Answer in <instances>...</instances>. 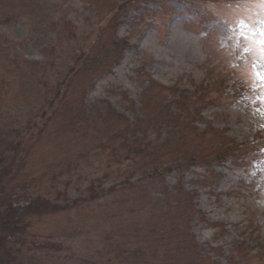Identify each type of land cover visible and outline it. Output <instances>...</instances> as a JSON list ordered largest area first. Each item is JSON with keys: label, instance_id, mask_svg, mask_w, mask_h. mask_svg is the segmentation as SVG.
<instances>
[{"label": "rangeland", "instance_id": "1", "mask_svg": "<svg viewBox=\"0 0 264 264\" xmlns=\"http://www.w3.org/2000/svg\"><path fill=\"white\" fill-rule=\"evenodd\" d=\"M115 1L0 0V147L32 142L18 175L32 196L108 191L31 230L111 258L122 249L125 264H264V148L222 151L226 138L264 139V0H137L113 21ZM52 89L60 111L33 142ZM133 140L162 170L144 176ZM183 152L202 164L180 168Z\"/></svg>", "mask_w": 264, "mask_h": 264}, {"label": "trees", "instance_id": "2", "mask_svg": "<svg viewBox=\"0 0 264 264\" xmlns=\"http://www.w3.org/2000/svg\"><path fill=\"white\" fill-rule=\"evenodd\" d=\"M134 1L137 0H119L115 1V3H111L113 4L111 19L116 21L118 15L120 17L126 15V13L132 9L131 7L134 6ZM176 1L183 4L188 3V5L192 7L199 6L200 1L202 3V0ZM114 4H116L115 7ZM3 15L7 16L6 13H2V10H0V16L2 17ZM1 17L0 21H4L5 17ZM6 19L8 20V18ZM105 26L108 29H111L112 34L117 25L115 23L113 25L111 24ZM237 93L239 92L235 91L231 93V95L238 97ZM50 94L52 95L51 98H54V102L58 104L55 106V104L51 105L53 103L52 100L49 102V105L53 107V114L50 112L48 116H45V121H43V124L39 126L35 138H33L32 134L30 135L29 139H31L33 142H37L40 139L43 131H45V128L49 123V120L51 119V116L60 111L59 104L63 101L64 93L62 91L58 92L57 89H52ZM48 108L50 109V106H48ZM43 113L45 114L46 112ZM184 115H186V113ZM189 121V125H191L193 120L190 119ZM181 123L182 121L180 120L177 125L178 130H180V137L182 136L181 130L183 131L184 129V126H180ZM192 130L193 134L198 133L196 132L195 127L192 128ZM29 141H9L5 144V146L0 147V264H125L126 261L122 255L124 252L122 249H120L117 255H115L114 251V258H111L110 256H105L106 245H104L102 248L94 249L68 248L61 246V243L52 241L50 239L40 240L35 236V233L31 230V223L33 222L32 219L46 215L56 216L64 214L71 207L79 208L83 202H97L101 197H105L103 195H106L108 191H104L102 187H100V184L94 186L90 182L91 185L89 184L85 188V194L78 197L77 199H72L71 203L67 202L69 199V192L66 190V188L59 190L57 192L58 194H56V197L61 198L62 202L53 200L42 193H36L34 196H32L26 176H18L22 171L21 169H23L22 159L25 151H27L28 147L32 145V142ZM133 143L135 146L133 158L135 159L137 156H139L140 160H146L147 162H145L143 165H138L137 167L142 169L144 176L150 173L155 174L158 173L160 169L162 170V156H157L160 157L159 161H156L157 157L150 159L152 155L148 146L149 143H142V140L137 142L133 140ZM222 143L225 144L223 150L222 148H217L213 151L212 157L215 159H221V150L223 153L227 154L225 155L226 157L234 155L236 157L242 158L245 155H251V157L256 159L255 155L262 153L261 150L264 147L263 139H258L254 142L238 143L233 139L226 138ZM183 155H185L183 160L181 158L175 163L182 169H185L190 165L202 164L196 160L192 153L183 152ZM105 235L107 236L105 239H108L109 232H105ZM109 247H111V245H109ZM111 249H113V246ZM141 254V250H136L134 252V255L138 257H140ZM140 259H142V257L138 258L135 263L133 262L132 264H140ZM117 260H119V262H116Z\"/></svg>", "mask_w": 264, "mask_h": 264}, {"label": "snow or ice", "instance_id": "3", "mask_svg": "<svg viewBox=\"0 0 264 264\" xmlns=\"http://www.w3.org/2000/svg\"><path fill=\"white\" fill-rule=\"evenodd\" d=\"M261 36L264 37V32H261ZM259 43H260L261 45H264V39H261V40L259 41ZM258 75H259V74H258ZM260 79L264 80V76H261Z\"/></svg>", "mask_w": 264, "mask_h": 264}]
</instances>
